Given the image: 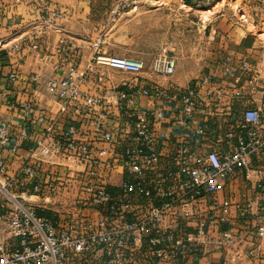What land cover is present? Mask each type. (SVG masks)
<instances>
[{
    "label": "built area",
    "instance_id": "1",
    "mask_svg": "<svg viewBox=\"0 0 264 264\" xmlns=\"http://www.w3.org/2000/svg\"><path fill=\"white\" fill-rule=\"evenodd\" d=\"M142 0H114L110 6V18L115 21L126 12L137 8ZM169 5L168 0H146ZM190 8L208 9L219 0H179ZM264 3V0H262ZM54 17H61L62 11L52 10ZM42 32L33 30L14 43L33 42ZM62 51L79 52L71 38L59 40ZM94 52L86 67L81 70L72 63L60 77H49L47 88L60 104V113L83 114L92 118V131L96 140H119V134L105 125L106 112L97 111L101 97L83 89L90 73H97L100 65H107L126 71L139 72L145 67L140 58L121 55H106L95 43ZM177 57L167 52L154 56L152 70L163 76L175 72ZM224 73L245 76L234 84L213 88L211 74L201 79L200 86L188 87L184 91H168L156 87L152 94L168 97L182 105L181 112L168 118L176 128L191 130L195 140L177 139L171 154L172 166L160 168L163 155L159 151L156 121L165 118L163 112L137 108L140 95L150 94V89L134 88L116 93L119 110L134 119V129L128 135L120 136L124 146L120 158L114 162L125 164L126 171L119 190L114 193L103 183L87 180L83 203L106 213L109 219L91 223L85 216L61 217L49 214L50 204L67 187L71 180L63 178L57 169L44 170V164L63 155L84 166V177H94L104 162L103 152L87 137L78 138L80 127L70 125L58 135H53V126L47 125L42 134L37 126L45 118L36 115L32 103L22 104V118L25 125L18 136L8 125L0 126V264H136L135 251H139L147 264H162L181 259L183 264H199V252L213 245L223 250L234 249L238 242L237 233L230 228H220L228 221L227 215L232 200L226 198L204 206L202 199L224 188L226 178L239 170L247 177L252 172L260 173L258 166L264 163V77L261 70L248 57H242L238 66L227 59ZM238 73V74H237ZM12 82L17 81V72H11ZM247 89L258 92L262 104L257 107L245 105L241 109L230 108L228 112H207L211 117L221 114L224 120L222 132L208 128L199 117L198 108L203 96L209 104L224 98L240 101L246 97ZM205 102V101H204ZM11 106L16 102L10 100ZM33 144L26 152L22 150L23 140ZM223 142L220 148L215 144ZM208 146L206 151L199 146ZM8 149V150H7ZM7 150L6 155L3 154ZM15 162L18 168H13ZM110 164V161L106 162ZM161 169V170H159ZM159 171V172H158ZM158 172V173H156ZM42 174L46 175L42 177ZM257 187L262 192L261 206L264 208V179ZM217 212H219L217 214ZM248 205L240 208L245 216ZM168 217L179 221L176 225L166 224ZM257 237L264 235V223L256 226ZM250 248L233 250V257L240 260L253 255Z\"/></svg>",
    "mask_w": 264,
    "mask_h": 264
},
{
    "label": "crops",
    "instance_id": "2",
    "mask_svg": "<svg viewBox=\"0 0 264 264\" xmlns=\"http://www.w3.org/2000/svg\"><path fill=\"white\" fill-rule=\"evenodd\" d=\"M168 1L170 6L179 4L180 9H191L189 5L181 6L179 0ZM113 2L114 0H0V126L8 125L14 130V137L18 136L20 128L25 125L22 104L32 103L35 114L43 116L46 120L43 125L37 126L38 134H42L45 126L52 125V133L56 136L70 125L76 124L80 127L77 137H87L103 151L101 158L104 162L99 167L97 175L90 178L84 177L82 164L63 155L44 164V170L55 168L63 178L69 176L71 180L67 187H62L61 194L47 204L50 208L49 214L60 215L63 218L74 214L78 215L77 219L82 215L93 224L99 219L109 218L105 212L92 209L82 202L86 194L85 182L92 180L103 183L114 193L119 190L126 166L114 162V159L120 158L122 154L125 141L120 136L128 135L134 129V119L122 113L117 106L115 96L117 91L144 87L150 89V94L138 97L136 105L140 109L163 112L166 116L155 123L159 151L163 155L160 168H164L173 165L170 158L176 140L182 138L195 140V136L191 130L176 128L168 118L172 113L181 112V103L168 97H156L152 94L154 88L184 91L188 87L200 86L201 79L209 74L213 76L210 85L213 88L234 84L237 79L244 82L245 76L242 74L237 77L224 73L227 59L238 66L242 57H248L259 67L264 77V39L259 31L264 25L262 0H219L215 5L219 6L216 11L218 13L208 22L211 25L207 40L210 44L209 50L200 48L199 55L195 56L196 62L201 68H205V72L201 75L182 72L181 60L179 61L176 56L175 72L167 77L152 70V62L158 50L151 54L142 50L141 34L137 26L142 19L157 20L158 17L164 16L172 20V13H161L160 8H155L154 2L142 0L137 8L112 21L109 10ZM215 6L211 9H216ZM53 9L61 10L62 16L54 17ZM39 28L42 32L35 41L23 44L19 42L20 47L14 48V43H18L29 32ZM62 37L73 39L80 51L78 53L62 51L59 43ZM97 40L101 52L106 55L140 58L145 62V67L139 72L100 65L97 73H90L89 79L83 84L85 91L101 97V103L96 109L107 113L105 125L119 134V140H96L90 116L85 114L77 116L71 113L62 115L57 98L50 93L46 84L49 77H60L72 63H77L83 70L92 57L93 46ZM11 72H17L16 82L10 79ZM245 95L246 97L240 101L226 97L215 104H209L203 96L205 102L203 101L197 110L201 112L199 117L205 120L208 128H218L221 131L224 126L223 116L218 114L211 117L207 112L222 113L228 112L230 108L241 109L245 105L257 107L262 104L260 93L247 89ZM10 100L15 101L16 106H11ZM32 144L30 139L23 140L22 150L26 152ZM215 145L224 147L223 142H217ZM198 149L206 151L208 146H199ZM7 150H4V155L8 153ZM108 161L110 164L106 163ZM258 166L262 169L260 173L252 172L247 177L244 170H239L225 179L222 190L201 200L204 206L212 202L213 196L218 201L226 198L232 200L233 204L227 215L228 221L221 223L219 227L221 229L227 227L237 233L238 242L232 250L209 245L199 252V264H264V235L262 237L256 235V226L264 223V208L260 202L262 192L257 187L258 182L264 179V163ZM18 167L19 163L15 162L13 168ZM44 176L46 175L42 174V177ZM246 205L248 212L241 216L240 208ZM177 223L174 217H168L166 220V224ZM237 248L243 252L253 248L255 252L236 260L233 257V250ZM134 253L136 264H147L146 258L139 251ZM162 264H183V261L166 260Z\"/></svg>",
    "mask_w": 264,
    "mask_h": 264
},
{
    "label": "rangeland",
    "instance_id": "3",
    "mask_svg": "<svg viewBox=\"0 0 264 264\" xmlns=\"http://www.w3.org/2000/svg\"><path fill=\"white\" fill-rule=\"evenodd\" d=\"M154 4L156 9L160 8L159 12L172 13V20L164 16L158 17L157 20L142 19L137 26L139 34H141L142 50L147 54H151L154 50H158L157 53L173 54L178 57L179 61L181 60L182 72L194 75L203 74L205 68H201V65L196 62L195 56L199 55L200 48L209 50L210 44L207 43V40L211 25L208 22L216 16L219 6H215L217 9H211L212 7L208 9H180L179 4L172 6L160 5L161 3L155 2ZM263 28L264 25L260 27L259 31L263 34L261 37L264 39ZM80 264H87V262L82 260Z\"/></svg>",
    "mask_w": 264,
    "mask_h": 264
},
{
    "label": "bare ground",
    "instance_id": "4",
    "mask_svg": "<svg viewBox=\"0 0 264 264\" xmlns=\"http://www.w3.org/2000/svg\"><path fill=\"white\" fill-rule=\"evenodd\" d=\"M217 9V8H216ZM212 12V11H211Z\"/></svg>",
    "mask_w": 264,
    "mask_h": 264
}]
</instances>
